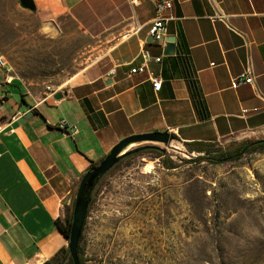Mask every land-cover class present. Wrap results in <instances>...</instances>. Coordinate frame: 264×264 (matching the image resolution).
<instances>
[{
	"label": "crops",
	"instance_id": "1",
	"mask_svg": "<svg viewBox=\"0 0 264 264\" xmlns=\"http://www.w3.org/2000/svg\"><path fill=\"white\" fill-rule=\"evenodd\" d=\"M157 1L34 0L36 10L67 15L110 44L81 77L60 86V99L0 68V264H44L68 247L56 220L64 219L90 163L126 136L167 130L182 144L264 137V0H168L170 55L148 41ZM142 51L153 59L130 73ZM181 56L207 118L198 113ZM245 68L254 82L233 89L231 79ZM150 77L161 78L158 91ZM61 120L78 132L62 130Z\"/></svg>",
	"mask_w": 264,
	"mask_h": 264
},
{
	"label": "rangeland",
	"instance_id": "2",
	"mask_svg": "<svg viewBox=\"0 0 264 264\" xmlns=\"http://www.w3.org/2000/svg\"><path fill=\"white\" fill-rule=\"evenodd\" d=\"M109 44L67 15L50 17L0 0V54L9 75L28 86L64 88ZM258 137L215 144L227 148ZM144 144L163 149L175 167L141 151L101 180L82 232L84 264H264V149L212 164L197 161L199 154L178 139L170 146Z\"/></svg>",
	"mask_w": 264,
	"mask_h": 264
},
{
	"label": "water",
	"instance_id": "3",
	"mask_svg": "<svg viewBox=\"0 0 264 264\" xmlns=\"http://www.w3.org/2000/svg\"><path fill=\"white\" fill-rule=\"evenodd\" d=\"M18 6L30 12L36 11V4L34 0H17ZM152 37L148 41H151ZM175 38L173 36L166 37V46L164 54L170 55L175 50ZM62 92L57 91L53 94L55 99L62 97ZM32 115V112L24 113L22 121ZM174 134L169 131H153L148 133L132 134L120 139L110 151L98 162V164L91 170L86 171L79 180L77 185L74 206L72 213V222L70 233L68 236V248L72 258V264H80L77 248L79 245L80 236L87 216L89 204L92 200V192L103 178V176L120 160L121 157L127 153L137 152L144 147H155L154 145L144 144L146 142L163 143L167 146L175 140ZM264 141V138L260 139ZM140 144L137 147L130 148L131 145ZM142 144V145H141Z\"/></svg>",
	"mask_w": 264,
	"mask_h": 264
},
{
	"label": "trees",
	"instance_id": "4",
	"mask_svg": "<svg viewBox=\"0 0 264 264\" xmlns=\"http://www.w3.org/2000/svg\"><path fill=\"white\" fill-rule=\"evenodd\" d=\"M180 60H181V64H182L183 69H184V76L188 82V85H189L190 90L192 92V95L194 97V101H195V105H196V108L198 110V113H199L201 118H207V115H206L205 110H204L203 101L201 100L199 93H198L197 81H196V78L193 74L192 68L189 64V61L184 56H181ZM175 138L177 139L176 136H175ZM260 139H262V138H259L256 140H250V139L241 140V141H238V142H235V143L229 145L227 148L218 147L215 143H207V142H201V141L184 143V145L189 152H195V153L199 154L196 157L197 161H200V162L201 161H208L212 164H220V163L227 162V161L239 160L246 153L253 152V151L258 150V149H264V141H261ZM141 151H154L157 153L158 157H162L164 155L163 149H159L158 147H144L137 152H141ZM134 153H136V152L127 153L126 155L121 157L120 160L103 176V178L107 174H109L113 169H115L122 159H124L125 157L132 155ZM161 160L169 168L175 167V165H174V163H172V161L165 162L164 157H162ZM99 161L90 163V165L88 166L86 171L93 169L98 164ZM101 180H100V182H101ZM100 182L97 184V186L95 187V189L92 192V199H93V196L95 195V192H96L97 187L100 184ZM75 193H76V190H75ZM74 198H75V195L71 201V205L69 206L64 219H62V220L57 219L56 220V225H57L58 230L66 238H68L69 233H70L73 206H74ZM91 203H92V200L89 204V207H90ZM89 207H88V211H89ZM88 211H87V213H88ZM86 218H87V216H86ZM84 224H85V222H84ZM83 228H84V226H83ZM82 232H83V229H82ZM81 240H82V233L80 236L77 252H78L80 264H84L85 259L83 257V250H82L81 245H80ZM72 263L73 262H72V258H71L70 252H69V248L67 247V248H61L60 250H58L53 255V257L47 263H44V264H72Z\"/></svg>",
	"mask_w": 264,
	"mask_h": 264
},
{
	"label": "built area",
	"instance_id": "5",
	"mask_svg": "<svg viewBox=\"0 0 264 264\" xmlns=\"http://www.w3.org/2000/svg\"><path fill=\"white\" fill-rule=\"evenodd\" d=\"M172 6L171 1H161L158 0L156 2V11L158 15L154 18L151 23L149 34L152 37V41L157 42L158 44L162 45V47L166 46V34H167V26L166 23L169 19L168 16L163 15V11L165 9H170ZM142 63L139 66L132 67L130 69V73L136 72H143L145 71L146 63L153 59L152 55L147 51H142L141 53ZM156 61H160L161 57H155ZM0 68L5 69L7 72L11 70L7 60L3 55H0ZM150 81L152 84V88L155 91H158L161 87L162 80L160 77H150ZM254 82V76L249 68H245L239 75L233 77L231 79V87L237 88L241 84H252ZM61 87H52L50 85L46 86V91L48 93H54L59 90ZM1 95V92H0ZM3 97L0 96V100ZM59 127L64 130L65 132H69V134L74 135L78 132V127L76 125L69 124L66 120H61L59 122Z\"/></svg>",
	"mask_w": 264,
	"mask_h": 264
},
{
	"label": "bare ground",
	"instance_id": "6",
	"mask_svg": "<svg viewBox=\"0 0 264 264\" xmlns=\"http://www.w3.org/2000/svg\"><path fill=\"white\" fill-rule=\"evenodd\" d=\"M132 146H134V145H131L130 147H132Z\"/></svg>",
	"mask_w": 264,
	"mask_h": 264
}]
</instances>
